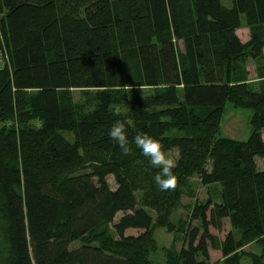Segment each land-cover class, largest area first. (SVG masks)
Returning <instances> with one entry per match:
<instances>
[{"label":"trees","instance_id":"trees-1","mask_svg":"<svg viewBox=\"0 0 264 264\" xmlns=\"http://www.w3.org/2000/svg\"><path fill=\"white\" fill-rule=\"evenodd\" d=\"M242 16L246 41L236 33ZM263 26L264 0H0L10 59L0 73V215L11 264H160L141 253L155 226L185 234L163 264H211L209 246L219 264H240L239 249L254 240L262 248L250 264H264V169L255 161L264 158V90L236 77L247 57L262 59ZM227 102L252 110L246 140L219 136ZM116 121H130V155L108 136ZM137 133L177 148L175 190L158 188L160 169L136 148ZM88 160L100 164L67 174ZM193 175L219 193L194 203L197 224L181 229L168 214ZM225 220L216 239L210 228Z\"/></svg>","mask_w":264,"mask_h":264},{"label":"rangeland","instance_id":"rangeland-1","mask_svg":"<svg viewBox=\"0 0 264 264\" xmlns=\"http://www.w3.org/2000/svg\"><path fill=\"white\" fill-rule=\"evenodd\" d=\"M221 4L225 7H231V0H220ZM242 25L236 30L237 35L242 41H246L250 38L249 29L245 23V18L241 17ZM264 27V26H263ZM264 48L262 59H253L247 57L243 63H239L236 69V77L244 78L245 81L254 90H264ZM142 89V90H141ZM135 90H141L142 92L147 91V89L136 87ZM72 96L77 105H85L83 90L72 89ZM95 90H90L88 93V98H92ZM90 106V105H89ZM85 110L91 109L88 105L84 106ZM129 107L126 105H115L114 109L117 111H126ZM252 115L251 109H243L232 106L229 102L225 104L224 111L220 120L219 126V136L234 139V140H246L251 133L250 117ZM2 123L0 122V126ZM176 133L172 130L171 134ZM64 137L68 141H72L71 133H63ZM262 137L264 138V129L262 131ZM166 153L176 160L177 158V148H171L166 151ZM258 169H264V158L256 156L255 158ZM100 164L99 160H88L82 165L75 169H71L67 174L89 172ZM107 182L111 188H115L116 184L113 175L109 174L106 177ZM185 194L180 197L179 204L171 209L168 214V219L171 220L175 225H179L178 228L190 229L192 226L197 224L193 219H190V209L194 203L205 202L209 197H215L219 192L218 186H206L200 183L198 176L193 175L188 178L187 184L183 188ZM136 197L138 200L142 197V192H136ZM149 213L152 215L153 220H156V212L147 207ZM122 212H118L114 217L113 223L118 221ZM113 223L106 224V228L110 231L113 238L116 239L115 232L112 229ZM187 224V225H186ZM176 227V226H175ZM177 228V227H176ZM177 228V229H178ZM230 226L227 220L224 221L223 228L221 230H216L210 228V232L216 239H223L226 232L229 230ZM5 224L0 215V264H11V252L4 234ZM143 230L138 229H128L125 235L137 236L141 234ZM151 236L153 238V243H148L141 249L142 256L154 263L163 264L166 261V253L169 250H179L184 244V233L178 231L169 232L166 230L165 226H155L151 231ZM82 242V241H81ZM80 241L71 244L72 247L81 244ZM261 244L254 240L242 248L239 249L241 254L240 264H250V259L248 254L251 252L260 253ZM209 262L211 264H219L223 260L221 252L218 248L209 246Z\"/></svg>","mask_w":264,"mask_h":264},{"label":"clouds","instance_id":"clouds-1","mask_svg":"<svg viewBox=\"0 0 264 264\" xmlns=\"http://www.w3.org/2000/svg\"><path fill=\"white\" fill-rule=\"evenodd\" d=\"M129 123L130 121H116L108 131L109 138L118 144L125 156L133 152L126 129ZM134 143L149 158L150 164L160 169L154 176L158 188L161 191L175 190L178 187V178L173 170L177 167V162L165 152L161 142L146 133H137Z\"/></svg>","mask_w":264,"mask_h":264},{"label":"built area","instance_id":"built-area-1","mask_svg":"<svg viewBox=\"0 0 264 264\" xmlns=\"http://www.w3.org/2000/svg\"><path fill=\"white\" fill-rule=\"evenodd\" d=\"M10 69V59L7 50L0 48V73L5 69Z\"/></svg>","mask_w":264,"mask_h":264}]
</instances>
